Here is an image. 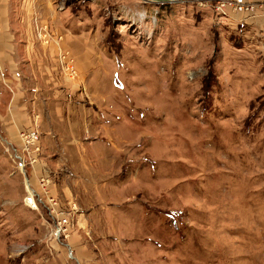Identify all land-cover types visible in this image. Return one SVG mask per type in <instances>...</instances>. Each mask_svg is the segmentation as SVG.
<instances>
[{
  "label": "rangeland",
  "instance_id": "obj_1",
  "mask_svg": "<svg viewBox=\"0 0 264 264\" xmlns=\"http://www.w3.org/2000/svg\"><path fill=\"white\" fill-rule=\"evenodd\" d=\"M254 1V24L222 17L221 0L47 1L94 49L93 67L80 76L71 44L69 79L57 55L54 126L32 112L18 129L0 86V264H264V0ZM3 4L39 30L53 25L47 3ZM31 130L40 156L22 168L13 148L22 155ZM41 177L53 211L44 196L26 201Z\"/></svg>",
  "mask_w": 264,
  "mask_h": 264
},
{
  "label": "crops",
  "instance_id": "obj_2",
  "mask_svg": "<svg viewBox=\"0 0 264 264\" xmlns=\"http://www.w3.org/2000/svg\"><path fill=\"white\" fill-rule=\"evenodd\" d=\"M3 1H0V86L4 90L9 88L10 90H8L11 91L5 110L8 111L9 115L16 117L17 123L15 125H18V129L30 126L27 122L28 118L24 119L22 116H28L32 112L38 114V118H40V115H46L49 123L54 126L56 123L61 122V119H58L57 116L64 115V109L56 104V99L59 97L53 94V92L57 93L53 87L56 84L53 74H55L54 68L56 57L59 56L58 52H67L72 56L71 44H77L75 55L78 58L80 76H83L93 67L92 54L94 49L87 47L89 43L87 40L81 43L79 39H76V35L70 31L72 28L66 23L69 14L67 12H55L53 8L50 9L47 2L49 0H39L40 4H43L41 8L47 3L44 8L47 7L48 13L51 15L49 18L53 19V25H46L48 29L46 32L50 33L51 31L58 34L62 36V39L58 42L53 39V42L48 45L35 43L37 34L44 33L42 31L43 27L39 30L38 26L37 28L31 26V23H28V19L25 17L27 13L25 10H21L20 7H17V11L19 8L20 11L17 12L16 16H11L13 12L10 10L9 5H2ZM248 1L255 2L254 0ZM30 2L32 3V0ZM33 13L37 17L40 16L36 12ZM43 14L45 13L43 12ZM262 14L264 15V10ZM18 19L24 20L23 23L26 26L24 24L19 25ZM260 22L264 24V16L260 19ZM52 71L54 72L52 73ZM43 75L48 77L43 78ZM69 85L72 87V83H69ZM74 89L79 90V88ZM2 91H0V109L2 106ZM70 98L71 95L66 99V102ZM44 132L47 133L46 130ZM10 142L8 141V143Z\"/></svg>",
  "mask_w": 264,
  "mask_h": 264
},
{
  "label": "built area",
  "instance_id": "obj_3",
  "mask_svg": "<svg viewBox=\"0 0 264 264\" xmlns=\"http://www.w3.org/2000/svg\"><path fill=\"white\" fill-rule=\"evenodd\" d=\"M220 14L222 17L226 19H233L237 22L242 23H252L254 24L257 19V9L258 5L255 2H251L248 0H221L219 4ZM41 35L44 36V40L46 44H49V33L47 27L43 28ZM61 59V63L63 67H66V75L70 79H75L78 75L77 64L73 56H71L67 52H61L59 55ZM20 139L22 141V146L24 152L22 155L19 154L18 150L13 148L15 151V158L22 164V168H26V166H32L37 162V157L40 156V145H39V134L35 130H31L28 133H20ZM26 174V170H24ZM28 186L32 191V196L28 193L27 203L28 206L33 208H38V205L42 202L41 197H45V205L47 204V210H55L58 207V202L50 192L51 180L41 177L38 181V188H35L31 185L30 181H28ZM46 196H45V195ZM51 194V195H50ZM67 220H59L58 222V238L62 236L65 237L67 232Z\"/></svg>",
  "mask_w": 264,
  "mask_h": 264
},
{
  "label": "water",
  "instance_id": "obj_4",
  "mask_svg": "<svg viewBox=\"0 0 264 264\" xmlns=\"http://www.w3.org/2000/svg\"><path fill=\"white\" fill-rule=\"evenodd\" d=\"M145 3L163 5V4H173V3H183V2H192L195 0H143Z\"/></svg>",
  "mask_w": 264,
  "mask_h": 264
},
{
  "label": "bare ground",
  "instance_id": "obj_5",
  "mask_svg": "<svg viewBox=\"0 0 264 264\" xmlns=\"http://www.w3.org/2000/svg\"><path fill=\"white\" fill-rule=\"evenodd\" d=\"M68 78H69V77H68ZM69 79H70V78H69ZM28 187H29V186L27 185V192L30 193L31 190H30V188L28 189ZM29 190H30V191H29ZM30 196H32V191H31V193H30Z\"/></svg>",
  "mask_w": 264,
  "mask_h": 264
},
{
  "label": "trees",
  "instance_id": "obj_6",
  "mask_svg": "<svg viewBox=\"0 0 264 264\" xmlns=\"http://www.w3.org/2000/svg\"><path fill=\"white\" fill-rule=\"evenodd\" d=\"M63 239H65V237L62 236Z\"/></svg>",
  "mask_w": 264,
  "mask_h": 264
}]
</instances>
